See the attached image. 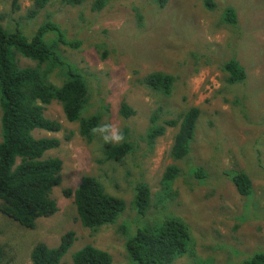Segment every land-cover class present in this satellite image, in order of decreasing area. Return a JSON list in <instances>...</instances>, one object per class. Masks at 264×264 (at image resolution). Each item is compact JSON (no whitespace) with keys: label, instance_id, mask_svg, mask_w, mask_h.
<instances>
[{"label":"rangeland","instance_id":"rangeland-1","mask_svg":"<svg viewBox=\"0 0 264 264\" xmlns=\"http://www.w3.org/2000/svg\"><path fill=\"white\" fill-rule=\"evenodd\" d=\"M96 1L51 0L33 17L32 0H18V7L14 0L0 1L5 26L31 35L53 20L80 43L62 51L87 81L84 116L101 113L102 124H117L133 146L120 161L107 160L99 135L88 141L58 101L48 104L45 115L61 129L35 130L34 135L60 141L45 155L63 163L62 182L52 192L58 209L32 228L0 211V246L6 252L1 264H32L37 242L57 246L69 231L75 241L60 264H74L73 254L87 244L107 251L113 264H137L127 240L139 228H158L167 219L183 222L190 232L186 251L171 264H239L263 251L264 0H166L163 5L157 0H105L101 9L95 8ZM229 9L236 23L226 19ZM230 59L244 68L243 82L227 81L224 64ZM22 64L33 63L22 59ZM156 71L173 76L169 94L145 83ZM59 79L52 81L60 84ZM122 103L135 113L122 115ZM192 107L199 109L195 137L189 154L176 158L172 150L182 114ZM1 114L0 106V140ZM166 120L177 124L151 141L149 129ZM233 171L250 177L251 193L237 190L227 174ZM83 176L96 177L108 194L126 204L115 222L96 231L82 224L74 198L64 194L66 188L76 189ZM141 183L151 196L140 213L133 203Z\"/></svg>","mask_w":264,"mask_h":264},{"label":"trees","instance_id":"trees-1","mask_svg":"<svg viewBox=\"0 0 264 264\" xmlns=\"http://www.w3.org/2000/svg\"><path fill=\"white\" fill-rule=\"evenodd\" d=\"M83 1L67 0L71 4ZM50 2L32 0L29 15L35 16ZM157 2L163 5L166 0ZM13 4L18 7V0H14ZM104 4L105 0H97L95 8L101 9ZM233 13L229 9L226 19L236 23ZM63 46L76 49L80 43L73 41L53 20L45 21L29 35L18 26H5L0 19V211L26 228L34 227L38 219L50 216L58 209L52 192L62 182L63 163L59 157L45 155L56 148L60 141L56 137L34 135L35 130L57 132L61 129L58 121L45 115L46 106L58 101L67 119L79 123V131L88 141L98 136L93 135L91 129L102 124V114L99 112L84 116L89 104V87L81 70L64 56ZM22 59L33 64L23 65ZM57 69H60L59 72L53 75ZM224 71L230 84L243 82L247 76L236 59L227 60ZM56 76H60V84L52 81ZM145 78V83L155 91L164 94L172 91L174 78L169 73L156 71ZM120 113L129 117L135 110L127 103H122ZM198 117L197 107L182 114L181 128L172 150L176 158L189 154ZM175 124L176 120H166L164 125L155 124L148 131L150 140L154 141L165 132L168 125ZM131 149L133 146L127 141L118 145L104 144L106 158L111 161H120ZM172 169L168 176L174 172ZM227 174L240 193L252 192V181L246 173L233 171ZM135 190L133 206L141 213L150 203L151 191L142 183ZM64 194L74 198L82 224L94 231L104 224L115 222L126 206L122 198L108 194L94 176H83L76 189L66 188ZM189 238V229L183 222L167 219L158 228L136 230L127 240L126 248L137 264H171L186 251ZM74 241L75 235L69 231L62 236L57 246L37 242L30 254L32 264H60ZM5 256L6 252L0 246V264ZM73 263L113 264L107 251L91 244L73 254ZM239 264H264V250Z\"/></svg>","mask_w":264,"mask_h":264},{"label":"clouds","instance_id":"clouds-1","mask_svg":"<svg viewBox=\"0 0 264 264\" xmlns=\"http://www.w3.org/2000/svg\"><path fill=\"white\" fill-rule=\"evenodd\" d=\"M93 135H99L105 144H121L125 140V134L115 123L99 124L91 129Z\"/></svg>","mask_w":264,"mask_h":264}]
</instances>
